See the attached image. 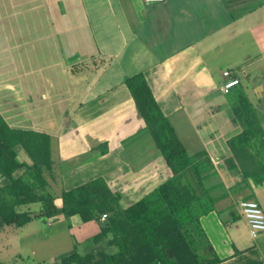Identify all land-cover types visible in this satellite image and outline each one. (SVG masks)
<instances>
[{
    "label": "crops",
    "instance_id": "0c3cea01",
    "mask_svg": "<svg viewBox=\"0 0 264 264\" xmlns=\"http://www.w3.org/2000/svg\"><path fill=\"white\" fill-rule=\"evenodd\" d=\"M29 3L23 10L32 9ZM20 8L0 3L7 12ZM48 8L54 19L46 16L34 32L28 25L23 35V43L39 44L40 59L22 76L29 126L0 109L21 141L18 159L38 163L47 175L43 205L50 206L27 211L64 225L72 237L66 254L74 251L77 264H116V256L144 254L172 234L174 221L157 191L172 173L125 85L141 72L187 153L205 152L210 161L202 185L192 167L180 177L211 207L200 216L203 257L264 264V232L253 237L239 207L254 199L264 211V170L259 182L236 159L227 162L228 140L243 130L234 110L244 94L261 126L246 166L264 168V66L245 70L264 61V0H55ZM250 39L258 47L253 57ZM225 69L240 80L230 95L220 90ZM14 232L0 229V264L12 254L21 258Z\"/></svg>",
    "mask_w": 264,
    "mask_h": 264
},
{
    "label": "trees",
    "instance_id": "16d2710c",
    "mask_svg": "<svg viewBox=\"0 0 264 264\" xmlns=\"http://www.w3.org/2000/svg\"><path fill=\"white\" fill-rule=\"evenodd\" d=\"M125 85L137 112L144 120L146 129L172 173L169 179L159 184L157 191L174 221V231L178 230L184 240L196 245L194 232H202L200 216L207 213L211 207L196 193L191 184L182 183L180 177L186 168L192 167L199 184L202 185L210 161L205 152L193 155L187 153L174 127L159 107L143 73L138 72L127 77ZM239 104L234 113L243 130L228 140L232 157L227 162L230 164L236 159L241 163L245 175H251L260 182L263 166L258 169H248L247 163L254 159L248 151V144L251 137L261 130V126L253 106L244 94L239 95ZM20 145L18 134L0 113V229L5 226L21 227L31 222L38 216L27 210H19V207L43 203L49 198V184L44 171L38 163L28 164L18 159L16 149ZM19 170H22V173L18 175ZM28 172H32L36 186H32L24 179V174ZM174 231L165 240L170 241ZM158 247L160 248L159 243L151 244V249H145L147 250L145 253L151 255ZM167 251L168 249H164L163 255H166ZM119 259L124 260V254ZM219 261H221L219 257L214 256L211 259L203 258L200 264H215ZM59 264H77L75 252L62 256Z\"/></svg>",
    "mask_w": 264,
    "mask_h": 264
},
{
    "label": "rangeland",
    "instance_id": "374dc122",
    "mask_svg": "<svg viewBox=\"0 0 264 264\" xmlns=\"http://www.w3.org/2000/svg\"><path fill=\"white\" fill-rule=\"evenodd\" d=\"M10 1H16L17 6L21 8L16 9L14 12L0 10V109H5V112L3 111L5 117L15 116L16 114L21 116L22 119L18 124L23 128L29 126V124H25V121L29 120L31 112L29 108L25 107L23 100L27 82L22 80V76L29 67L32 68L34 73V69L39 67L40 62L39 56L36 55L39 50V44L23 43V35L27 34L28 25L31 24L33 26L32 30L34 32L35 25L43 23L47 17L48 20L54 19L55 10H50L48 5L54 3L55 0ZM1 2L3 0H0ZM28 2L32 4V9L23 10V5H27ZM35 34H39V30ZM249 45V55L253 57V55L258 53V47L253 42ZM49 47L53 50L56 48L53 43L49 44ZM30 50L33 54L35 52V55L31 54V58L24 57V52ZM252 51H255L253 52L254 54ZM29 64L31 65L28 66ZM248 66L247 64L245 70L248 69L250 71L251 68L264 66V61L263 59H258L257 63ZM244 83L247 82L244 81ZM8 84L14 88L11 89L12 87H9ZM7 88L12 91L9 92ZM39 89L38 85L37 89L33 90L34 94H38ZM6 105L8 107L3 108ZM32 109L36 115L40 114L41 108L39 106L33 104ZM26 115L28 116L26 117ZM23 118L27 119L23 121ZM43 173L47 179L45 171ZM17 174L21 173L18 172ZM32 177V172L24 174V179L32 186H36V182ZM49 206V203L43 205L40 202L21 206L19 210L29 209L37 213L39 211L43 212V207L48 208ZM14 228H16V232L12 233V237L15 242L12 243H15L14 247L19 249L21 258L15 259V254H12L10 257L5 258L7 264H22V259L28 264H51L52 259L57 262L60 256L66 255L72 245V237L64 225L55 224L54 221L48 220L46 216L36 217L30 223ZM194 237L197 244L191 245L190 242L184 240L182 233L175 230L171 240H161L159 242L160 248L153 250V254H146L147 250L143 251L145 254H139V252L128 253L127 255L124 254V260L119 259L120 255H118L116 256V264H200L204 258L203 256H205V246H200L201 233L195 231ZM5 243L3 242L2 244ZM164 249H168L166 255H163Z\"/></svg>",
    "mask_w": 264,
    "mask_h": 264
},
{
    "label": "built area",
    "instance_id": "2783aa9c",
    "mask_svg": "<svg viewBox=\"0 0 264 264\" xmlns=\"http://www.w3.org/2000/svg\"><path fill=\"white\" fill-rule=\"evenodd\" d=\"M146 3H158L163 0H143ZM223 80L220 90L223 94H232L239 89L240 80L236 76L234 70L225 69L222 72ZM241 213L247 221L250 233L253 237H257L261 232H264V211L258 201L254 199H242L239 202ZM106 216L102 214L101 218Z\"/></svg>",
    "mask_w": 264,
    "mask_h": 264
}]
</instances>
